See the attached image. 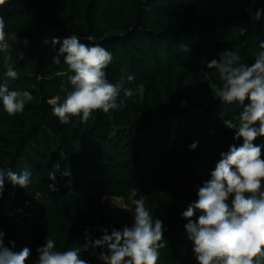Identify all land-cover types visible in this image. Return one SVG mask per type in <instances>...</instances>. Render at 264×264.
<instances>
[{
  "label": "trees",
  "instance_id": "obj_1",
  "mask_svg": "<svg viewBox=\"0 0 264 264\" xmlns=\"http://www.w3.org/2000/svg\"><path fill=\"white\" fill-rule=\"evenodd\" d=\"M0 16L15 37L0 51V84L33 95L14 116L0 102V168L28 170L32 181L22 189L5 179L4 245L30 248L26 264H35L48 237L63 251L82 246L86 234L95 240L104 230L130 227L133 215L107 204L110 195L126 203L144 199L153 221L163 222L166 247L157 264H197L182 212L197 199L220 154L243 143L224 121L235 120L244 105L222 103V81L207 63L225 51H235L246 65L255 62L264 41V0H5ZM72 35L111 52L109 82L133 89L143 84V96L126 98L121 90L123 107L61 124L48 101L63 102L73 73L63 56L54 63L61 44L53 46L52 39L62 43ZM9 68L17 79L5 75ZM254 144L264 146V137ZM66 169L70 175H62ZM102 250L81 252V258L104 264Z\"/></svg>",
  "mask_w": 264,
  "mask_h": 264
},
{
  "label": "clouds",
  "instance_id": "obj_2",
  "mask_svg": "<svg viewBox=\"0 0 264 264\" xmlns=\"http://www.w3.org/2000/svg\"><path fill=\"white\" fill-rule=\"evenodd\" d=\"M4 3L5 0H0V5ZM260 15L258 10L255 19ZM237 31L243 35L246 29ZM10 39L15 37L8 36L4 18L0 16V51L8 50ZM52 44H61L58 55L53 57L54 63L59 64V57L63 56L73 73L68 77L72 90L67 92L63 102H59V98L48 101L61 124H67L72 117L87 122L95 111L109 113L123 107V101L118 99L121 90L126 98L143 96V84L133 89L124 88L123 81L109 82L105 69L113 57L101 45L82 43L77 35L64 38L62 43L59 38H53ZM259 48L261 51L251 66L240 62L235 51H225L219 60L207 63V68L215 69L222 81L218 93L222 103L244 105L235 120L224 121L225 127L235 130L234 139L242 138L243 143L230 146L227 152L220 154L210 179L198 187L197 199L182 212V217L188 221L184 227L187 239L193 244L197 264H264V146L254 144L257 137H264V41L259 43ZM5 75L18 78L12 68ZM134 79L132 75L127 77L129 82ZM32 100L29 91H10L7 83L0 84V102L8 115L23 112ZM245 100L249 101L246 105ZM197 146L198 141L193 142L189 149L195 150ZM53 167L59 170V164ZM62 175L70 173L66 169ZM5 179L22 189H27L32 182L28 170L17 173L10 168H0V194ZM50 179L55 180V171L50 173ZM50 188L56 190L54 185ZM133 203L134 223L130 227L112 229L111 234L104 230L103 236L95 240L86 234L82 246L63 251L57 250L55 240L48 237L46 243L37 248L35 264H88L81 258V252L89 249H106L98 255L104 264H157L160 249L166 247L163 222L153 221L144 199ZM197 212L200 213L198 218L193 219ZM4 235L0 231V264H26L31 249L13 251L14 242H10L12 247L5 246Z\"/></svg>",
  "mask_w": 264,
  "mask_h": 264
},
{
  "label": "rangeland",
  "instance_id": "obj_3",
  "mask_svg": "<svg viewBox=\"0 0 264 264\" xmlns=\"http://www.w3.org/2000/svg\"><path fill=\"white\" fill-rule=\"evenodd\" d=\"M104 201L112 206H115L119 209H122L130 214L133 215V199L131 201V203H126L125 200L123 198H119V197H114V196H110V195H105L104 196ZM134 217V215H133Z\"/></svg>",
  "mask_w": 264,
  "mask_h": 264
}]
</instances>
